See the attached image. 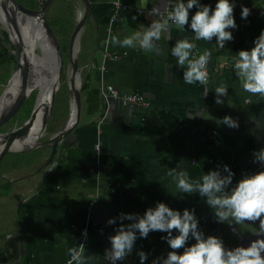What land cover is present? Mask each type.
<instances>
[{"label": "crops", "instance_id": "crops-1", "mask_svg": "<svg viewBox=\"0 0 264 264\" xmlns=\"http://www.w3.org/2000/svg\"><path fill=\"white\" fill-rule=\"evenodd\" d=\"M57 1V6L61 5V0ZM88 1L86 6L83 0H73L71 13L72 33L83 19L77 57V121L59 139L51 155L48 140L62 129L75 106L69 86L66 115L50 125L45 143L11 149L20 154L13 163L6 164L5 191L0 189V264H65L70 259L68 249L80 242H85V264H108L104 250L111 249L108 237L114 234L116 225H108L107 221L121 212L143 214L156 201L181 210L195 207L205 233L222 236L229 247L257 231L258 222L235 225L240 235V239L236 238L226 225L214 221L212 210L202 199H179L167 172L179 169L182 158L192 162L187 171L193 180L217 165L230 166L236 174L234 183L242 172L261 169L262 165L252 161L253 150L264 148V127L257 126L251 117L264 120V97L242 91L231 57L240 49L253 47V40L264 30V0H236L235 20L239 27L233 30L234 41L223 49L216 46L215 37L212 43L196 42V55L205 49L213 50L206 97L205 86L184 82L185 69L178 67L177 59L171 55L177 39L185 35L191 39L187 30L173 25L172 39L164 36L158 42L160 53H146L138 47L105 46L109 34L123 40L142 30L156 18L149 16L148 10L159 6L163 11L169 0H120L124 8H117L115 0ZM201 2L214 7L216 0ZM242 4L251 9L247 21L240 16ZM113 13L117 20L109 30ZM133 15L138 16L136 21ZM105 51L117 57L104 61ZM221 82L227 84L229 93L223 106L215 103L214 93ZM104 85L121 94L138 93L148 104L131 106L117 98L105 99ZM225 115L238 119L239 128L222 125L219 120ZM109 182L115 193L107 190ZM91 193H99L101 199L90 211V219L96 224L87 226ZM86 226L84 241L82 231ZM162 235L152 232L148 239L136 242L137 250L152 253L148 264L153 256L166 255L169 250ZM123 264H139L135 250Z\"/></svg>", "mask_w": 264, "mask_h": 264}, {"label": "clouds", "instance_id": "clouds-1", "mask_svg": "<svg viewBox=\"0 0 264 264\" xmlns=\"http://www.w3.org/2000/svg\"><path fill=\"white\" fill-rule=\"evenodd\" d=\"M115 6L121 7L120 0H115ZM235 7L236 0H216L214 7L201 0H176L175 3L169 0L163 11L159 6L148 10V15L156 18L142 30L135 31L123 40L109 34L104 43L106 47L111 44L123 48L138 47L146 53H160L158 42L164 36L172 39L170 33L173 25L187 30L192 34L191 39L189 35L177 39L171 48V55L177 59L178 67L185 69L184 82L205 86L206 97L210 81L208 68L213 60V50L205 49L196 55V42L212 43L215 37L216 46L223 49L226 43L234 41L233 30L239 27L235 20ZM250 14L251 9L242 4L241 19L247 21ZM115 19L113 16L110 22H115ZM137 19V15L132 16L133 21ZM253 44L250 49H240L231 57L232 68L243 92L264 97V30L253 40ZM214 93L215 103L223 106L229 94L227 84L221 82ZM251 119L257 126L264 127V120L256 117ZM219 121L229 128H239L238 119L230 115H225ZM97 148L99 150V146ZM253 157L252 163L262 165L261 169L251 173L242 172L241 178L235 183L236 174L226 164L217 165L215 169H209L193 180L187 171L192 162L182 158L179 169L173 168L167 172L176 186L179 199L199 197L212 210L214 221L226 225L234 234H237L235 225L258 222L256 238L246 246L237 244L229 247L222 236L206 234L200 227L201 218L196 215L195 207L181 210L171 207L165 201H156L143 214L121 212L118 217L107 221L108 225L116 227L114 234L108 237L111 249L104 250V259L108 264H123L135 250L139 264H148L152 253L142 248L137 250L136 242L148 239L152 232H160L164 233L161 240L169 250L166 255L162 253L153 256L150 264H264V148L253 150ZM82 236L87 241V229L82 231ZM85 251V242L69 248L70 259L67 264H85L88 259L84 255Z\"/></svg>", "mask_w": 264, "mask_h": 264}, {"label": "water", "instance_id": "water-1", "mask_svg": "<svg viewBox=\"0 0 264 264\" xmlns=\"http://www.w3.org/2000/svg\"><path fill=\"white\" fill-rule=\"evenodd\" d=\"M52 1L53 0H45V2L43 3V5H41L40 8L31 9L19 3L17 0H0V9L3 12L4 16L6 15L10 26H12L16 30L17 35L20 34L18 30V26H17L18 25L17 18L23 20L27 16L38 17L41 19L43 30L45 34L49 37L48 39L50 40V43L52 46L50 56L53 57V62H50L49 64L53 65V72L48 73L47 74L48 79H45V82H43L44 86L45 84L47 85L48 87L47 89L50 92L49 103L45 107L44 112H43V117H42L43 130H45V127H46L47 117L50 113L56 90L58 89L60 85V74L62 71V64H63L59 43L56 40L54 33L51 27L49 26L48 21L44 15L47 7L50 5ZM83 1L85 2L86 6H89L88 0H83ZM82 23H83V19H81L78 22V24L75 26V29L70 38V48L68 51L69 52L68 62L71 65V72H70L71 74L69 76V83H70V89H72V92H73V102H75L74 120L72 121V123H69V120L71 117V114H70V116L68 117L62 129L54 137H51L48 140V144L51 145V155L54 153L59 139L66 136V134L71 129L70 127L77 121V118H78L80 82H79L78 60H77L76 53L78 52L79 31L81 29ZM2 25L5 26V24L3 23ZM5 28L8 31V37L10 41L15 46L14 53H15V61H16V68L14 72L11 74V76L9 77L7 85H9L12 76L17 71L19 72L20 82H19V89L15 93L10 94L6 91V89H4V91L1 93L0 98L8 94V99L4 103V106L2 107V110L0 112V126L16 115L17 111L20 109L25 99L27 98L29 90L37 83V79H38L35 63H33L32 59L29 56L26 57L23 55V51H22L23 44L15 40L11 36L10 27L5 26ZM75 43L77 44L76 50L73 49V46L75 45ZM38 53L41 55L42 50L39 49ZM34 116H35V106L32 109V112L29 118L25 122H23L20 126L10 131H5L3 133L0 132V141L2 142V146L0 148V160L7 151L13 149L12 143L15 139H22L28 134V130L32 124ZM40 143H45V141L42 140ZM257 231L251 233L250 235H247L244 238H241L239 242L236 243L235 245L244 244L246 246L250 240L256 238L255 234L257 233Z\"/></svg>", "mask_w": 264, "mask_h": 264}, {"label": "rangeland", "instance_id": "rangeland-1", "mask_svg": "<svg viewBox=\"0 0 264 264\" xmlns=\"http://www.w3.org/2000/svg\"><path fill=\"white\" fill-rule=\"evenodd\" d=\"M17 1L21 4H23L24 6L28 7L27 3L29 0H17ZM58 2L59 1L54 3V5L52 6V9L50 8V12L48 13V16H47L48 19H50V16H49L50 14L53 15L54 13L55 14L59 13L58 11L55 10ZM31 9H36V8H31ZM73 27H74V23L73 24L69 23L67 25L60 26V27L56 26L55 31L53 32L56 40L60 42L59 47H60V52H61V56H62V60H63L62 69L64 67V70L61 71L60 85H59L58 89L56 90L55 97L53 99V103L51 106V110H50V113L47 117V123H46L47 127L39 135V138L37 139V144H35V145H39V143L46 137V134H47L46 132L50 129V125L55 120H57V122H58L60 120V118L65 116L67 109H68L67 92H68V88L70 86L69 76L71 74L70 73L71 72V65L68 62V59H69L68 51H69V40H70V36H71L72 30H73ZM2 30L6 31L7 36H8L7 29L5 28L4 25H2L0 23V43L2 44L1 46L5 45L3 48H0V50L2 49L1 53L5 57H7L13 51L11 49V46L6 45L5 43L3 44ZM79 46H80V44H79ZM79 49H80V47H79ZM36 52H39L38 47L36 48ZM78 55H79V51L76 53L77 57H78ZM34 63H35V67L37 70V72H36L37 76H41L42 68H40V64L36 63V61ZM15 68H16V61H15V59H13V60H11L10 63L5 64V67L0 69V95L4 91L6 83L9 79V77L11 76V74L14 72ZM35 93H36V90L31 91V94L29 96H27L24 103L22 104L20 109L17 111L16 115L0 126V132L13 130L16 127L20 126L23 122H25L29 118V116L32 112L34 103H35V99H36V98L34 99ZM26 152L27 153L29 152V154L34 153L33 150L32 151L28 150ZM19 154H20V152H16L15 150H10L8 153L4 154L3 157L1 158V160H0V189L1 190H2V188L4 189V187H5V181H4L5 166H6V164L9 165V164L13 163ZM4 191H5V189L3 190V192ZM1 207H3V205L0 203V208ZM1 211H2V209H1ZM3 222H5V221L3 220ZM251 226H250V228L255 227L254 225L252 227ZM239 232L241 233V231H239ZM234 235L236 238L240 239V235L238 234V232H237V234H234Z\"/></svg>", "mask_w": 264, "mask_h": 264}, {"label": "bare ground", "instance_id": "bare-ground-1", "mask_svg": "<svg viewBox=\"0 0 264 264\" xmlns=\"http://www.w3.org/2000/svg\"><path fill=\"white\" fill-rule=\"evenodd\" d=\"M18 23V30H19V36L17 35L16 30L10 26L9 21L4 16L3 12L0 9V23L5 24V26L10 27L11 32L15 33L16 37L18 38L19 42L23 44V55L26 57H30L35 62V51L38 47L42 50V54L40 55L38 52L37 54L45 61L46 63V74L44 76H38L37 83L29 90L28 96L31 94L32 90H36L35 93V116L32 121L31 126L29 127L28 134L23 139H15L12 143L13 149H20L24 148L26 146H32L37 144V139L39 138V135L42 133V117L45 107L49 103L50 98V92L47 89V85L44 83L45 79H48V73L53 72V65H50V62H53V57L51 55V43L48 39L49 37L45 34L41 19L38 17H31L27 16L25 19L21 20L17 18ZM12 36V35H11ZM13 37V36H12ZM15 39V38H14ZM16 40V39H15ZM73 49H77V44L73 46ZM9 80V79H8ZM8 82V81H7ZM19 72H15V74L12 76L11 81L9 85L5 86V89L8 93H15L16 89L18 87L19 89ZM1 96V95H0ZM8 99V94L4 95L0 98V112L2 110V107L4 106V103ZM33 106V108H34ZM74 107H72L71 111V117L69 120V123H72L74 120ZM3 133V132H2ZM2 146V142L0 141V148ZM216 231V230H215Z\"/></svg>", "mask_w": 264, "mask_h": 264}, {"label": "trees", "instance_id": "trees-1", "mask_svg": "<svg viewBox=\"0 0 264 264\" xmlns=\"http://www.w3.org/2000/svg\"><path fill=\"white\" fill-rule=\"evenodd\" d=\"M30 2V3H29ZM45 2V0H29L27 5L29 8H40L41 5H43V3ZM55 2V0H53L50 5L47 7L44 15L48 21L49 26L51 27L52 31H55V27H60V26H64L67 25L69 23L72 22V18H71V13L74 10V5H73V0H61V5H58L55 10L58 11V14H53V15H49L50 19H48V13L50 12V8L52 9V6L54 5L53 3ZM27 7V6H26ZM47 14V15H46ZM2 34H3V44L5 43L6 45L11 46V49L13 52H11L7 57H5L0 50V69L5 67V64H8L11 62V60L15 59V46L13 45V43L10 41L9 37L7 36V32L2 30ZM11 35L13 36V38H15L17 41L18 38L16 37L15 33L11 32ZM59 42V41H58ZM60 44V42H59ZM2 44L0 43V48H3L4 46H1ZM5 50V49H4ZM35 61L36 63L40 64V68H42V72H41V76H44L46 74V63L45 61L37 54V52L35 51ZM64 70V67L63 69ZM18 90V88L16 89Z\"/></svg>", "mask_w": 264, "mask_h": 264}, {"label": "built area", "instance_id": "built-area-1", "mask_svg": "<svg viewBox=\"0 0 264 264\" xmlns=\"http://www.w3.org/2000/svg\"><path fill=\"white\" fill-rule=\"evenodd\" d=\"M124 7H125L124 5L121 6V8H124ZM138 10H140V9H138ZM138 10H137V13L140 14L142 11L140 10V12H138ZM113 16L116 17L115 21L117 20V14L116 13H113L109 17V30L112 28V25L114 23V22H110ZM196 52H195V54H196ZM116 57H117L116 54L110 53L108 51H105V53L103 54L104 61L106 59H115ZM102 69H104V65L102 66ZM102 93H103V97L105 99H109L111 97L112 98H117V99H120L123 103L129 104L131 106L147 105L148 104L147 101L144 99V97L142 95H140L138 93H123V94H121L118 89H116V88H114V87H112L110 85H104L102 87ZM106 186H107V190H109V192H111V193H115L116 192V189L111 184V182L106 183ZM100 199H101V195L99 193H91L88 196V201H87V213H88V217L87 218H88V222H87V226L89 224H91V225H95L96 224V222H94V221H92L90 219V211H91V208L96 203H98ZM87 226L84 229H87ZM67 262L65 264H67Z\"/></svg>", "mask_w": 264, "mask_h": 264}]
</instances>
